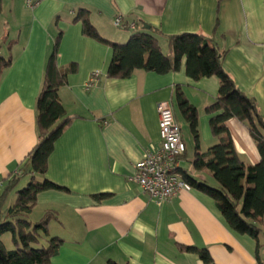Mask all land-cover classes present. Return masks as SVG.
I'll use <instances>...</instances> for the list:
<instances>
[{
    "label": "crops",
    "instance_id": "crops-1",
    "mask_svg": "<svg viewBox=\"0 0 264 264\" xmlns=\"http://www.w3.org/2000/svg\"><path fill=\"white\" fill-rule=\"evenodd\" d=\"M79 10L89 11L104 40L125 44L133 33L146 32L168 57L169 37L202 36L220 52L225 72L255 101L264 120V0H40L35 8L23 0H0V57L10 61L0 78V179L6 185L19 173L7 196L0 189V221L19 186L33 176L27 158L38 143L36 102L57 44L58 69L77 68L58 91L68 125L45 175L64 190L40 193L29 217L36 223L49 213L48 235L63 241L50 264H204L186 247L206 249L214 264H258L256 242L231 230L211 198L191 189L158 204L130 181L136 163L160 149L157 105L169 102L186 148L181 168L219 188L207 172L194 170L195 142L175 106L180 88L197 109L199 148L206 152L218 143L205 112L217 97L218 79L192 80L185 59L178 71L165 75L137 70L125 79L108 78L112 50L83 34L75 21ZM118 17L133 28L116 27ZM226 128L241 160L258 164L247 126L230 119ZM100 195L105 197L96 200ZM261 230L264 264V218ZM7 235L1 240L9 249ZM47 241L42 239L44 247Z\"/></svg>",
    "mask_w": 264,
    "mask_h": 264
},
{
    "label": "trees",
    "instance_id": "trees-1",
    "mask_svg": "<svg viewBox=\"0 0 264 264\" xmlns=\"http://www.w3.org/2000/svg\"><path fill=\"white\" fill-rule=\"evenodd\" d=\"M75 21L81 23L86 37L111 48L112 59L107 70L108 78L125 79L137 70L165 75L178 71L182 59H185V71L192 80L209 77L218 79L217 97L205 109L211 116L210 130L218 139V143L206 152H201L199 148L197 109L189 103L180 88L175 92V106L189 125L195 142L196 154L192 162L194 170L207 172L218 183L219 188L193 178L182 168L179 173L191 189L214 201L231 230L239 235L249 236L256 242V261L262 264L259 257L261 249L259 237L264 218V120L255 101L238 90L225 72L220 52L202 36L183 33L168 38L172 54L168 57L161 52L156 37L146 32L133 33L125 44H116L100 37L90 23L89 11L79 10ZM123 28L130 29L129 25ZM56 49L57 44L47 61L42 91L36 102L38 143L27 158V165L33 176L29 183L16 193L15 203L0 221V264H50L63 244L61 239L50 238L48 235L49 213L36 223L29 220L40 193L64 190L47 180L45 175L55 143L68 125L66 111L59 100L58 91L65 85L67 75L75 73L77 68L71 65L65 71L58 69L55 62ZM9 64V60L0 57V78ZM230 119H237L247 126L260 155L258 164L247 165L237 154L226 128V122ZM17 175L19 173L4 184V197L16 187L19 181ZM36 177L42 180L39 181ZM104 197L100 195L95 198L100 201ZM6 234L11 237L13 250L7 249L2 243L1 238ZM44 237L48 239L45 247L42 244ZM184 251L196 254L204 264H214L206 249L186 247ZM107 264L117 263L108 261Z\"/></svg>",
    "mask_w": 264,
    "mask_h": 264
},
{
    "label": "built area",
    "instance_id": "built-area-1",
    "mask_svg": "<svg viewBox=\"0 0 264 264\" xmlns=\"http://www.w3.org/2000/svg\"><path fill=\"white\" fill-rule=\"evenodd\" d=\"M28 8H35L40 0H23ZM116 27H123L120 17L114 19ZM133 28V25H130ZM160 149L147 154L136 163L135 173L130 181L149 195L156 203L161 204L182 191H190V186L182 180L179 173L185 144L181 138V129L174 118L172 105L160 102L157 105ZM4 181L0 179V189Z\"/></svg>",
    "mask_w": 264,
    "mask_h": 264
},
{
    "label": "rangeland",
    "instance_id": "rangeland-1",
    "mask_svg": "<svg viewBox=\"0 0 264 264\" xmlns=\"http://www.w3.org/2000/svg\"><path fill=\"white\" fill-rule=\"evenodd\" d=\"M164 53H166L165 51H163ZM26 185H24V186H19V190H21L23 187H25ZM35 215V214H34ZM7 237H10V235H7ZM6 243H5V245L10 249V250H13L12 248V246H11V244L9 243L10 241H9V239L8 240H6L5 241Z\"/></svg>",
    "mask_w": 264,
    "mask_h": 264
},
{
    "label": "water",
    "instance_id": "water-1",
    "mask_svg": "<svg viewBox=\"0 0 264 264\" xmlns=\"http://www.w3.org/2000/svg\"><path fill=\"white\" fill-rule=\"evenodd\" d=\"M144 28H146V29H149V27H148V26H147V27L145 26Z\"/></svg>",
    "mask_w": 264,
    "mask_h": 264
}]
</instances>
